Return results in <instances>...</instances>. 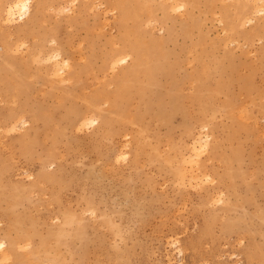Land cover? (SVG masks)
Instances as JSON below:
<instances>
[{
    "label": "rangeland",
    "instance_id": "rangeland-1",
    "mask_svg": "<svg viewBox=\"0 0 264 264\" xmlns=\"http://www.w3.org/2000/svg\"><path fill=\"white\" fill-rule=\"evenodd\" d=\"M16 1L0 264H264V0Z\"/></svg>",
    "mask_w": 264,
    "mask_h": 264
},
{
    "label": "bare ground",
    "instance_id": "bare-ground-1",
    "mask_svg": "<svg viewBox=\"0 0 264 264\" xmlns=\"http://www.w3.org/2000/svg\"><path fill=\"white\" fill-rule=\"evenodd\" d=\"M12 3V2H11ZM15 4H11L12 6H8L7 9V17L12 19L17 16L25 15L30 9V0H18L14 2ZM176 3V2H175ZM182 6V5H181ZM6 13V12H5ZM7 18V20H8ZM6 19V18H5ZM28 27V26H27ZM29 29V28H28ZM125 61V60H124ZM15 71V70H14ZM5 79V78H4Z\"/></svg>",
    "mask_w": 264,
    "mask_h": 264
}]
</instances>
